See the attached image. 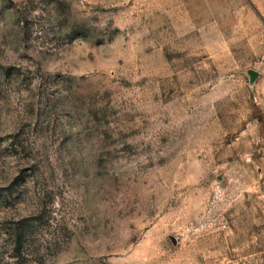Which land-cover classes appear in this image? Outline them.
<instances>
[{
    "label": "rangeland",
    "instance_id": "rangeland-1",
    "mask_svg": "<svg viewBox=\"0 0 264 264\" xmlns=\"http://www.w3.org/2000/svg\"><path fill=\"white\" fill-rule=\"evenodd\" d=\"M0 264H264V0H0Z\"/></svg>",
    "mask_w": 264,
    "mask_h": 264
}]
</instances>
